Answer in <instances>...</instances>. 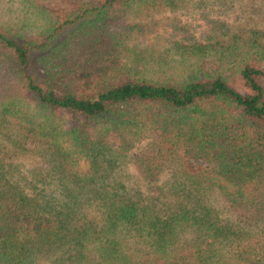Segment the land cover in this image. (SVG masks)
<instances>
[{
  "label": "trees",
  "instance_id": "16d2710c",
  "mask_svg": "<svg viewBox=\"0 0 264 264\" xmlns=\"http://www.w3.org/2000/svg\"><path fill=\"white\" fill-rule=\"evenodd\" d=\"M184 2L0 0V264H264V31L128 45Z\"/></svg>",
  "mask_w": 264,
  "mask_h": 264
},
{
  "label": "rangeland",
  "instance_id": "374dc122",
  "mask_svg": "<svg viewBox=\"0 0 264 264\" xmlns=\"http://www.w3.org/2000/svg\"><path fill=\"white\" fill-rule=\"evenodd\" d=\"M184 1L174 9L161 7L158 12L137 19L135 22L142 23L141 30L128 38V45L140 51L152 48L157 55L164 56V53L175 52L178 45L189 48L197 43L205 44L210 34V21L227 22L231 26V35L239 34L244 38L251 30L264 31V0H231L224 5H210L206 0ZM139 148L136 147V150ZM15 163L21 164L26 170L36 165L38 158L28 155L17 159ZM124 173L131 182L136 180L129 165L121 167L120 175ZM215 200L213 204L220 210L221 203Z\"/></svg>",
  "mask_w": 264,
  "mask_h": 264
}]
</instances>
